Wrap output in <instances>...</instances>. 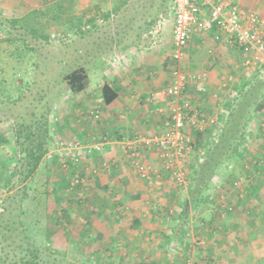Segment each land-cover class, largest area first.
<instances>
[{
    "label": "rangeland",
    "instance_id": "obj_1",
    "mask_svg": "<svg viewBox=\"0 0 264 264\" xmlns=\"http://www.w3.org/2000/svg\"><path fill=\"white\" fill-rule=\"evenodd\" d=\"M108 1L109 4L113 5L112 9L121 2L120 0ZM170 2L171 0L165 3L160 0L157 3L154 1V5L158 4L155 7L156 11H154L157 21L152 26L146 23L144 27H141L140 32L130 33V39L139 36L140 40H144L149 31L153 32L157 26L163 31L164 40L166 38L168 42L173 21ZM77 3L76 0H61V2L50 4L48 0H44V8L41 13H30L28 17L19 19L20 23L16 26L9 23L0 25V94L5 95L4 97L0 96L1 106L4 107L0 109L1 126L12 127L16 120L15 115L29 113L32 106L37 103L39 88H45L47 92H51L57 86L60 87L62 74L68 73L77 66H84L83 63H76L77 60L71 57L72 44L76 38L72 36L73 33L67 30L69 24L75 22L70 21V19L74 18L75 7L79 12H84L86 4L91 5L93 3L94 9L101 12L103 5L98 0H80ZM127 9L128 11L126 10L124 16L114 14L112 18L108 14L107 17H103L104 22L109 25V29L104 32L106 36H113L114 31L122 26L123 17L130 20L135 17V14L130 11L131 9L129 7ZM139 12L142 11L139 10ZM17 16L19 18L20 15ZM4 17L6 16L0 15V23L6 21V19H12L10 16ZM150 19L148 20L150 21ZM35 22L38 23V35L48 37L47 42L35 38L27 31L31 28L30 23L35 24ZM84 22L82 20L80 23L81 28H85ZM84 33H82V36L78 35L77 39H85ZM115 34L118 36L123 35L120 32H115ZM14 35L18 39L16 41L9 40ZM236 58L238 64L235 78L238 81L235 84L239 92L230 97V109L240 100H244L242 99V93L249 94L250 91H253V83L262 77L260 66H257L255 70L253 67L245 68L242 66L243 57L237 54ZM36 63L41 66L39 69L35 67ZM42 74L43 77H41ZM41 79L44 80L41 81ZM36 81H39L38 85L34 84ZM262 93L263 91L257 92V100L251 102L252 105L250 103V107L246 109L249 118L259 114L258 107L264 108ZM20 96L23 97L25 105L20 108L11 105L12 101ZM253 100L255 98L251 97L247 102ZM233 102L235 105H233ZM52 104L48 113L50 149L43 157L33 177L24 185L16 184V179L11 178L4 184L0 183V213L6 197L24 188L27 197L23 202V214L20 218L23 226L22 230L26 232L33 243L46 252L50 261H55L57 264H106L105 256H102L101 253L95 254L92 252L96 250L100 252L101 248H104V245L108 242L106 243V240L102 239L101 236L98 239L91 240V238H88V234L84 233V230L89 228L88 218L85 217L89 211L86 212L87 207H83L85 202L88 206L87 193L84 189L89 181V176L86 177L84 171L79 173L78 167L81 165L80 168L85 169L86 164L82 156L86 154L82 149L77 152L79 164L76 165L71 163L76 151L70 149V147L68 148L69 145L72 147L75 144H80L78 140L73 138L76 133L82 134L83 129H85V112L72 111L74 108V94L69 90L54 98ZM215 131V134L219 135L220 132ZM70 134L72 135L70 136ZM190 134L193 135L192 132ZM84 137L82 134L81 138ZM213 138L214 135L212 134L207 145L196 147L187 156L189 157L188 160L186 157L182 161L180 169L185 173L187 181H192L190 179L193 175L192 165L198 164V159H201L199 161L202 162L210 150L215 147L216 143L212 142ZM80 145L91 148L89 144ZM256 145L252 142L247 143L245 146L244 142H241L239 148L242 155L241 161L235 162L230 159L229 162L217 168L215 181L206 193L207 202L195 208L190 207L189 217L185 223L178 217L180 210L167 208L166 204L169 196H174L173 201L178 205H184L182 201L188 199V189L191 183L188 182L187 188H181L176 186L168 176L165 179H169L168 184L163 181V184L152 185L151 195L146 201L144 209L136 211L124 207V209L117 210L123 220V225L120 226V231L116 234L122 238L125 234L142 233V231L170 233V231L177 232V230H180L179 233L182 239L173 237V241L169 240L167 243L168 248L191 253L199 251L203 247L206 248L208 243L216 244L219 241V250L225 252L224 259L229 264H264V170L259 166L260 161L257 162L258 160H255L256 156H253L252 151H255L253 148H257ZM247 149L251 153L243 157V150L247 153ZM6 152H10V150ZM94 154L86 155L88 156L86 158L101 157L100 154ZM261 154L262 152L259 155L262 156ZM23 157H25V154ZM126 159L127 164L133 162V159ZM257 159L262 160L260 157H257ZM183 164L185 165L183 166ZM97 166V172H99L101 168L100 165ZM143 167L146 168V166ZM259 172L262 174H259ZM80 175H82V178ZM75 180H79V183L76 184ZM142 180L144 181V179ZM234 180H241V188H245V195L242 198H239L232 189ZM63 183L64 187L61 186ZM7 184L10 185L7 186ZM168 185L169 187H167ZM171 185H173V189H178L177 193L174 192ZM64 209L68 212L66 215H63L62 211ZM134 215L144 222L135 224L132 228L133 225L130 226L129 221H132ZM157 217H159L158 221L156 220ZM125 220L128 221L125 222ZM89 230L91 231L92 228ZM114 241L116 246L117 244L120 245H118L120 248L128 245L127 240L124 238ZM4 247L5 243L0 238V253L8 254V261L11 262L13 259L12 253H10L11 248L9 250ZM234 247L239 252L243 253L245 248L249 252H244L246 254L236 260L232 256ZM141 264H148V262L142 260Z\"/></svg>",
    "mask_w": 264,
    "mask_h": 264
},
{
    "label": "crops",
    "instance_id": "obj_2",
    "mask_svg": "<svg viewBox=\"0 0 264 264\" xmlns=\"http://www.w3.org/2000/svg\"><path fill=\"white\" fill-rule=\"evenodd\" d=\"M77 1L79 3L80 0ZM98 1H101L100 4L103 5L101 12L94 9L93 3L86 4L84 12H79L75 7L74 18L70 21H75L77 24L70 23L67 29L76 38L72 44L71 57L77 60L76 63H83L88 74L86 89L82 93L74 94L72 110L78 113L85 112L86 125L82 132L85 137L82 139V134L76 133L73 139L78 140L80 144L91 146L100 143L105 137L110 140V143L105 145L99 153L101 157L88 159L86 158L88 156L83 154L82 159L85 160L86 167L84 170L80 168L81 165L78 167L79 173L84 171V175L89 176L84 189L87 193L88 206L86 202L83 205L87 207L86 212L89 211L85 216L88 218L89 228L85 229L84 233L88 234L91 240L101 236L106 243L108 242L100 252L96 250L92 253H101L105 256L106 264H141L142 260L147 261L148 264H229L224 259L225 252L219 250V241L216 244L208 243L206 248L203 247L199 251L187 253L168 248L167 245L169 240L173 241V237L182 239L180 231H170V233L142 231V233L125 234L122 238L116 234L123 225V220L117 210L124 209V207L136 211L144 209L151 195L152 185L163 184V181L166 184L170 182L169 179L165 180L168 176L170 178V174L161 169L157 150H148L143 146L135 148L139 156L137 160L151 172L146 178H142L140 171L131 167L132 163L127 164L126 158L129 157L123 152L122 144L133 141L137 137L157 136L162 132L169 116L172 99L164 97L163 92L172 81L175 67L171 60L173 21L168 42L162 36L163 31L158 36V41L155 42L152 33L158 28L157 26L153 32L149 31L144 40H140L139 36L130 39V33L140 32L141 28L137 20L133 21L128 18H124L122 26L114 31L113 36H106L104 32L109 29V25L104 22L103 17H107L108 14L112 18L114 14L124 16L126 10L128 11L127 7L131 10L138 7L141 10L142 3L140 6L138 0H120L117 7L112 9L113 5L109 4L108 0ZM230 1L243 10L257 11L256 13L264 18V0ZM48 2L53 4L61 0H48ZM43 6L44 0H0V15L6 16L4 18L10 16L11 20H19L28 17L32 12L41 13ZM17 15H20L19 18ZM82 20L85 21V28L80 27ZM115 32L123 33V35L118 36ZM82 33L85 39H77V36H82ZM237 54L243 57V61L241 60L243 67H253L255 70L257 66H260L261 79L264 81L263 60L260 59L255 65L246 67L244 66L245 57L238 49L215 41L213 35L200 32L193 34L190 39L181 70L185 75H204L205 90L196 93L194 86H188L181 101L188 103L190 109L197 110L206 122L202 131L186 128V131L192 132L194 137V147L188 155L196 147L207 145L212 134L214 135L212 142H218L224 123L232 110L230 109V97L239 92L235 84L238 81L235 78L238 64ZM104 85H108L112 93L116 94V99L109 105L104 104L102 98ZM246 94L248 93H242L244 96ZM233 105H235L234 102ZM260 108L257 109L259 114L250 117L249 121L244 124L245 132L243 131L241 142H244L245 146L252 142L257 144V148H253L255 150L252 151L253 156H256L257 162L260 161L259 166L264 170V108ZM91 113H98L99 119L93 120ZM215 130L220 132L219 135L215 134ZM246 151L247 153L243 150V157L251 153L248 149ZM260 152L262 156L259 155ZM188 155L183 158V161ZM199 160L201 161L198 159L197 163H200ZM97 165L101 168L99 172H97ZM260 172L259 174H262ZM61 186L64 187V183ZM171 186L173 189V185ZM173 190L177 193L178 189ZM173 197L169 196L167 208L181 210L183 205H178L173 201ZM182 202L186 204V200ZM138 218L134 215L132 221H129L130 226L133 225L132 228L135 224L144 222ZM158 218H156L157 221ZM187 220L188 218L184 220V223ZM90 228H92L91 231ZM123 238L127 240L128 245L124 248L118 247L119 244L116 246L114 240ZM246 249L242 253L234 247L232 256L238 260V257L246 254L244 252H249Z\"/></svg>",
    "mask_w": 264,
    "mask_h": 264
},
{
    "label": "trees",
    "instance_id": "obj_3",
    "mask_svg": "<svg viewBox=\"0 0 264 264\" xmlns=\"http://www.w3.org/2000/svg\"><path fill=\"white\" fill-rule=\"evenodd\" d=\"M138 1L140 6L142 3V12H139L138 7H135L136 9L132 8L130 11L135 14L132 20H137L140 28L145 26L146 23L151 26L154 25L155 21H157L154 11H156L155 7L158 4L154 5L153 3L154 1L157 3L158 0ZM160 1L165 3L168 0ZM4 23L16 26L20 21L6 19L0 25H4ZM37 25L38 23L36 22L35 24L30 23L31 28L26 30L35 38H40L47 42L49 40L48 37L38 35L39 30ZM17 39L15 35L9 38L12 41H16ZM35 67L39 69L41 66L36 63ZM41 77H43V74ZM43 80L41 79V81ZM38 82L36 81L34 84L38 85ZM87 82V70L83 66H77L68 73L62 74L59 88L57 86L51 92H47L45 88H39L36 105H33L32 110L26 113V115H15L16 120L12 127L0 125V183L4 184L11 178L16 179V184L24 185L33 177L43 157L50 149L48 113L53 105V99L59 97L66 90H69L73 94L82 93L87 87ZM253 84V91H250L245 96L242 95V99L244 100H240V102H237L233 106L234 109L232 108L230 111L215 147L210 150L202 162L193 166V175L190 177L192 181L187 195L188 199L178 214V217L183 220L182 222L188 218L189 207L195 208L207 202L206 193L215 181L217 168L229 162L230 159L235 162L241 161L242 155L239 148L244 135V124L249 121L246 109L250 107L251 102L253 103L257 100V92L263 91L262 96H264V81L262 79L256 80ZM0 96L4 97L5 95L0 94ZM251 97H254L255 100L247 102ZM102 98L104 104L109 105L116 99V94L112 93L108 85H104L102 87ZM24 102L23 97L20 96L14 99L11 105L20 108L25 105ZM1 104L2 102L0 101V109L4 108ZM1 123L2 120H0ZM7 150H10V152L7 153ZM23 154H25V157H23ZM9 185L7 184V186ZM26 197V190L21 188L14 194L6 197L3 202L0 213V238L5 243L4 248H11L9 250L12 253L13 259L9 262V255L0 253V264H57L55 261H50L46 252L33 243L26 232L22 230L23 226L20 218L23 214L22 205ZM62 212L64 215L68 213L66 210Z\"/></svg>",
    "mask_w": 264,
    "mask_h": 264
},
{
    "label": "built area",
    "instance_id": "obj_4",
    "mask_svg": "<svg viewBox=\"0 0 264 264\" xmlns=\"http://www.w3.org/2000/svg\"><path fill=\"white\" fill-rule=\"evenodd\" d=\"M170 7L173 14L171 60L175 67L172 81L163 92L164 97L172 99L169 116L160 134L152 138L137 137L123 143L122 150L133 159L132 165L140 171L142 178L151 172L137 160L139 156L135 148L143 146L148 150H157L161 169L170 174L176 186L187 188L191 181H187L180 168L183 158L194 147V137L186 128L202 131L206 122L197 110L190 109L188 103L181 101L188 86H194L196 93L205 90L204 75H185L181 70L190 39L195 33L211 34L215 41L238 49L245 57L244 66L250 67L255 65L256 60L264 61V18L254 11L241 9L230 0H171ZM160 34L159 27L152 33L155 42ZM90 115L93 120L99 119L98 113ZM109 143L110 140L105 137L91 148L82 147L79 143L72 147L69 145L68 148L76 151L71 163L79 164V150H84L86 155L98 154ZM75 183L78 184L79 180H75ZM241 183V180L232 183V189L239 198L245 195Z\"/></svg>",
    "mask_w": 264,
    "mask_h": 264
},
{
    "label": "water",
    "instance_id": "obj_5",
    "mask_svg": "<svg viewBox=\"0 0 264 264\" xmlns=\"http://www.w3.org/2000/svg\"><path fill=\"white\" fill-rule=\"evenodd\" d=\"M23 156H24V154H23Z\"/></svg>",
    "mask_w": 264,
    "mask_h": 264
}]
</instances>
